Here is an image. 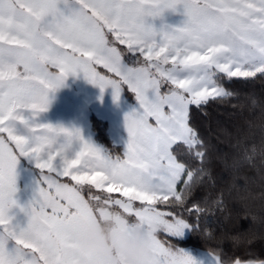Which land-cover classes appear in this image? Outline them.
Returning <instances> with one entry per match:
<instances>
[{"label":"snow or ice","instance_id":"6c2138e0","mask_svg":"<svg viewBox=\"0 0 264 264\" xmlns=\"http://www.w3.org/2000/svg\"><path fill=\"white\" fill-rule=\"evenodd\" d=\"M178 8L180 26L153 23ZM79 75L102 94L111 88L114 102L125 86L134 94L122 154L41 120ZM234 81L264 84V0H0V264H110L74 243L113 211L159 226L153 264H200L177 239L201 233V221L210 235L223 193L196 199L212 177L193 106L203 116L210 104L247 106L264 118V100L242 96ZM243 151L237 163L255 166V148ZM21 159L40 176L23 202ZM261 160L264 174V149ZM208 251L214 264H264Z\"/></svg>","mask_w":264,"mask_h":264},{"label":"trees","instance_id":"16d2710c","mask_svg":"<svg viewBox=\"0 0 264 264\" xmlns=\"http://www.w3.org/2000/svg\"><path fill=\"white\" fill-rule=\"evenodd\" d=\"M123 47V46H121ZM229 87L242 94H253L264 100V84L234 81ZM128 100L135 102L133 93L125 86ZM233 104L239 103L237 100ZM208 115L203 116L193 106L192 119L200 134L209 143L211 155V184L197 189L196 199L206 194L212 199L223 193V208L201 221V233L189 231L184 239H177L179 247L208 252V248L220 246L232 257L248 260L264 258V174L261 172V151L264 149V118L260 110L239 108L227 104H210ZM90 129L95 143L111 155L122 154L123 149L114 144L109 136V124L92 114ZM244 148H255V166L237 163L244 155ZM66 179V178H65Z\"/></svg>","mask_w":264,"mask_h":264},{"label":"rangeland","instance_id":"374dc122","mask_svg":"<svg viewBox=\"0 0 264 264\" xmlns=\"http://www.w3.org/2000/svg\"><path fill=\"white\" fill-rule=\"evenodd\" d=\"M163 19H166L163 22L169 25L180 26L185 19L183 9L178 8L176 12L166 11ZM134 109H139L138 102L136 99L134 103L128 100L125 88L121 92L119 101L114 102L111 88L106 89L102 94L100 89L87 82L83 75L69 76L65 86L54 94L50 107L41 115V120L53 125L60 124L69 128H78L86 140L99 147L90 129L89 117L94 114L109 124L111 140L124 151L128 139L124 118ZM17 172L19 197L23 202L35 189L40 176L34 163L26 159H21ZM20 220L22 225L26 223V218L20 217ZM188 233L189 231H186L185 235L179 239H184Z\"/></svg>","mask_w":264,"mask_h":264},{"label":"clouds","instance_id":"9594fccd","mask_svg":"<svg viewBox=\"0 0 264 264\" xmlns=\"http://www.w3.org/2000/svg\"><path fill=\"white\" fill-rule=\"evenodd\" d=\"M158 232L155 223L141 224L113 211L97 214L74 247L81 253L107 256L110 264H153L152 237Z\"/></svg>","mask_w":264,"mask_h":264},{"label":"crops","instance_id":"0c3cea01","mask_svg":"<svg viewBox=\"0 0 264 264\" xmlns=\"http://www.w3.org/2000/svg\"><path fill=\"white\" fill-rule=\"evenodd\" d=\"M165 20L163 19V21H165ZM163 21L155 20V21H153V23L156 25V27H160L161 23H166ZM184 250L188 251L198 262H200V264H214L213 258L208 252L193 251V250H189V249H184Z\"/></svg>","mask_w":264,"mask_h":264}]
</instances>
